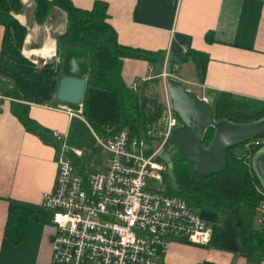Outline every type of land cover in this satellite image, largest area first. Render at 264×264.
<instances>
[{
	"label": "crops",
	"instance_id": "0c3cea01",
	"mask_svg": "<svg viewBox=\"0 0 264 264\" xmlns=\"http://www.w3.org/2000/svg\"><path fill=\"white\" fill-rule=\"evenodd\" d=\"M20 1L15 16L26 27V36L19 56L1 48L0 25V92L8 97L0 99V264H51L52 212L41 206V199L53 187L56 176L60 143L54 132L62 134L68 148L81 150L79 155L67 154L81 175L105 171L111 154L96 144V133L84 116H70L63 110H76L78 105L55 98L64 52L57 39L68 28V12L53 4L38 23L35 1ZM66 1L81 10L104 2L107 22L119 44L169 52L174 61L178 59L174 77L200 97L209 91H224L264 102V0ZM180 45L207 54L202 81L193 60L179 55ZM184 64L193 69L192 75L180 72ZM161 71L162 67L145 60L125 58L121 75L127 84L137 81L138 86L145 82L142 78L152 76L141 86L143 93L159 94L164 104L163 83L161 79L153 81ZM13 104L26 108V126L12 113ZM9 200L31 205L36 212L18 244L4 238ZM256 216L255 211L254 229ZM208 244L176 239L169 244L164 264H264V249L252 258Z\"/></svg>",
	"mask_w": 264,
	"mask_h": 264
},
{
	"label": "trees",
	"instance_id": "16d2710c",
	"mask_svg": "<svg viewBox=\"0 0 264 264\" xmlns=\"http://www.w3.org/2000/svg\"><path fill=\"white\" fill-rule=\"evenodd\" d=\"M34 1L38 23L44 20L53 4H59L68 12V28L57 39L60 51H64L67 46H77L88 51L89 71L82 113L96 135L104 138L122 129H127L132 137L146 134L148 127L162 116L164 104L159 94L143 93L142 87L148 81L133 90L123 80L121 69L125 58L145 60L148 64L161 68L165 51H149L119 44L116 32L107 22L104 2H95L90 10H81L66 0ZM20 8V0H0V25L3 27L1 48L17 56L21 54L26 36V27L15 16ZM179 55L189 56L193 60L198 80L202 81L208 61L207 54L188 49ZM176 60L169 54L170 72L175 71L173 65L178 63V59ZM158 80L159 78L153 79ZM216 94L213 104L216 119L225 117L234 122H249L264 115V102L224 91ZM11 110L26 126V108L13 104ZM211 138L212 128L206 132L203 144L207 145ZM238 146L243 147L244 143ZM260 146L253 149L252 155ZM234 148L227 150V168L221 173L205 177L192 174L185 159L176 155L174 171L178 186L174 188L171 185L165 170V192L182 197L209 223L211 239L208 245L253 258L264 249V230L254 229L252 226L255 209L262 196L257 189L260 187L258 179L251 170V158H248V165L241 154L231 157ZM177 161L184 162L187 170L182 169L183 167L178 169ZM31 207L23 202L9 200L4 228V238L8 242L18 244L22 240L27 221L36 218V212ZM198 264L216 263L202 261Z\"/></svg>",
	"mask_w": 264,
	"mask_h": 264
},
{
	"label": "built area",
	"instance_id": "2783aa9c",
	"mask_svg": "<svg viewBox=\"0 0 264 264\" xmlns=\"http://www.w3.org/2000/svg\"><path fill=\"white\" fill-rule=\"evenodd\" d=\"M187 50L180 45V52ZM169 67V52H165L162 71L156 74L164 86V111L146 134L132 137L122 129L104 138L95 135L96 144L111 154L105 171L78 173L67 154L79 155L81 150L68 148L62 134L54 132L60 143L56 176L41 199V206L52 212L51 264H164L169 244L176 239L197 245L210 242L209 223L182 197L165 192L166 167L158 154L169 145L170 132L178 124L165 84L167 77L174 76ZM149 79L152 76L142 78ZM131 88L137 90L138 82ZM0 99L8 97L0 92ZM76 107L63 110L84 119L82 104ZM262 144L264 137L245 142L244 155L251 158L253 149ZM148 177L161 186H149ZM257 189L262 198L255 221L257 229L264 230V190Z\"/></svg>",
	"mask_w": 264,
	"mask_h": 264
},
{
	"label": "water",
	"instance_id": "95a60500",
	"mask_svg": "<svg viewBox=\"0 0 264 264\" xmlns=\"http://www.w3.org/2000/svg\"><path fill=\"white\" fill-rule=\"evenodd\" d=\"M88 51L67 46L62 54L56 100L72 105L82 104L89 71ZM171 111L178 124L171 130L169 145L158 158L164 163L171 185L178 186L174 157L179 155L197 177L221 173L227 168V150L249 140L264 137V115L249 122H234L225 117L216 119L214 101L217 94L209 91L200 97L174 76L165 81ZM212 128V138L203 144L206 132ZM251 170L264 190V144L251 157Z\"/></svg>",
	"mask_w": 264,
	"mask_h": 264
},
{
	"label": "rangeland",
	"instance_id": "374dc122",
	"mask_svg": "<svg viewBox=\"0 0 264 264\" xmlns=\"http://www.w3.org/2000/svg\"><path fill=\"white\" fill-rule=\"evenodd\" d=\"M183 71H186V73H188L189 75H192V73H193V69L190 68L189 66H187V64H184L182 66V69H180V72H183ZM181 74L183 75V73H181ZM157 89H159L158 86H157ZM235 154H239V155L241 154L243 156V158H245V161H248L247 160V158H248L247 155H244V146L243 147L242 146H238V147L234 148L233 151H232L231 157H232V155H235ZM185 167H186V164L184 162L177 161V168L178 169L182 168L184 170H187V168H185ZM147 183H148L149 186L153 187L154 189H158L161 186L158 183V181L155 178H153V177H148ZM254 225L255 224L253 223V227H254Z\"/></svg>",
	"mask_w": 264,
	"mask_h": 264
}]
</instances>
